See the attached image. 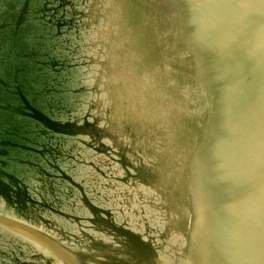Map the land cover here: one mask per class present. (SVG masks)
Returning <instances> with one entry per match:
<instances>
[{
    "label": "water",
    "instance_id": "1",
    "mask_svg": "<svg viewBox=\"0 0 264 264\" xmlns=\"http://www.w3.org/2000/svg\"><path fill=\"white\" fill-rule=\"evenodd\" d=\"M0 264H264V0H0Z\"/></svg>",
    "mask_w": 264,
    "mask_h": 264
}]
</instances>
